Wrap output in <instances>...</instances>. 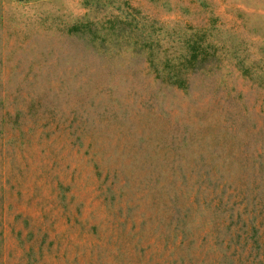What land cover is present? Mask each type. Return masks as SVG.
<instances>
[{"label": "rangeland", "instance_id": "rangeland-1", "mask_svg": "<svg viewBox=\"0 0 264 264\" xmlns=\"http://www.w3.org/2000/svg\"><path fill=\"white\" fill-rule=\"evenodd\" d=\"M261 158L264 0H0V264H264Z\"/></svg>", "mask_w": 264, "mask_h": 264}, {"label": "trees", "instance_id": "trees-1", "mask_svg": "<svg viewBox=\"0 0 264 264\" xmlns=\"http://www.w3.org/2000/svg\"><path fill=\"white\" fill-rule=\"evenodd\" d=\"M192 60H195V56L192 57ZM175 81H173V83H176L178 86H182L184 83V80L179 77L178 75L175 74L174 76ZM246 161L247 159H244L242 162V165L245 167L246 165ZM257 163V161H255V164ZM259 167H261V171L264 172V158H261L259 163H258ZM245 175L243 176V178L240 180V184L234 188L233 190L239 193V196H241L242 198H246L247 195L249 194L248 192L252 191H256L257 187H256V180H258L256 178V176H254L252 179H244ZM244 179V180H243ZM194 198V196H192ZM197 198H199V196L195 197V200H197ZM239 213V212H238ZM242 213H246V217H250L253 221H257L258 223H262L264 224V192L263 195L260 197V201L254 204H250V203H245L243 208H242ZM249 231H257L255 228H253V230H249ZM194 257H192V262L194 261L193 259ZM239 259V258H238ZM231 262V261H230ZM231 264V263H228Z\"/></svg>", "mask_w": 264, "mask_h": 264}]
</instances>
